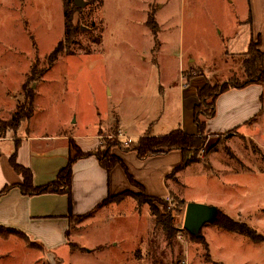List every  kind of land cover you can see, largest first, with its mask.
<instances>
[{"label":"rangeland","instance_id":"374dc122","mask_svg":"<svg viewBox=\"0 0 264 264\" xmlns=\"http://www.w3.org/2000/svg\"><path fill=\"white\" fill-rule=\"evenodd\" d=\"M84 1L87 6L73 14L70 45L64 0H0V138L20 128L8 124L19 105L27 106L23 85L33 70L45 75L32 85L33 113L23 130L30 125L36 134L71 136L100 131L102 145L112 142L116 157L123 151L119 143L128 145L117 124L132 140L150 129L179 130L187 73L205 84L244 78L242 58L227 55L226 39L249 16V0ZM152 12L157 37L146 24ZM60 43L62 53L50 69L49 55ZM254 132L259 144L236 131L208 137L196 163L186 167L180 151L171 152L167 166L176 174L159 190L155 181L150 192L165 193L155 198L172 209L171 194L186 205L217 208L263 242L207 223L201 232L207 248L186 232L169 243L152 206L138 202L141 192L132 186L72 225L69 243L78 249L69 243L43 249L26 236L0 233V264H264V115ZM153 207L164 214L163 204ZM174 218L182 228L185 211Z\"/></svg>","mask_w":264,"mask_h":264},{"label":"crops","instance_id":"0c3cea01","mask_svg":"<svg viewBox=\"0 0 264 264\" xmlns=\"http://www.w3.org/2000/svg\"><path fill=\"white\" fill-rule=\"evenodd\" d=\"M249 4V16L240 23L241 27L238 31L230 34L226 39L228 56L246 53L251 41L258 39L264 52V0H249ZM204 85V78L193 77L181 94V123L177 129L183 130L188 135L197 134L193 111L198 103L197 89ZM263 115L264 86L253 85L241 90L233 89L222 94L218 99L216 116L208 121L206 133L210 137L236 131L243 138H249L259 144L254 131L258 130ZM24 123V121L21 123L19 130L14 132L13 136L0 138L2 143L0 144V192L6 187H11L0 197V227L23 233L30 240L34 239L43 249L55 250L60 246H68L69 243L67 233L72 230L68 218L69 197L66 194L23 195L18 188V185L24 181L23 177L12 168L10 159L16 153L17 162L32 172L34 185L44 186L54 182L59 172L67 166L70 139L87 153L100 147L102 134L100 131L90 136L36 134L30 125L23 130ZM123 131L119 124V136L129 138ZM147 133L155 136L169 134L150 129L143 135L137 136L136 140ZM129 139L132 140V137ZM170 154L172 153L146 160H140L135 152L120 151L116 155L122 160L131 177L144 188L146 194L155 197V195L165 196V193L158 195L151 193L150 187L154 186L155 181L157 190L160 189V185H167V177L171 175V168L167 166ZM138 167H141V170ZM123 172L125 168L117 166L108 173L100 166L96 157L77 161L72 172L73 216L85 217L88 220L91 214L110 197L130 190L132 185Z\"/></svg>","mask_w":264,"mask_h":264},{"label":"trees","instance_id":"16d2710c","mask_svg":"<svg viewBox=\"0 0 264 264\" xmlns=\"http://www.w3.org/2000/svg\"><path fill=\"white\" fill-rule=\"evenodd\" d=\"M74 1L75 0H64V16L67 28L65 41H67L70 45L73 43V38L75 36L76 30V28L73 26V14L81 10V8H77L74 5ZM146 24L151 29L153 34L157 37L160 28L158 23L156 22L154 12L148 15ZM61 45L62 43H60V45L49 55L48 66L50 69L56 63L60 54L62 53L63 49ZM239 56L242 58L243 79H240L237 76H233L232 78L221 84H214L207 81L203 87L197 89L198 103L194 106L193 111L194 124L197 128L196 135H188L183 130H176L163 136H155L151 133H147L144 136L140 137L137 141H131V143L128 145H125L121 141V143H119L120 148L125 152H135L140 160H146L150 157L161 156L174 151H180L183 159L182 167H186L196 163L197 156L203 149H205L207 145L209 137L206 133L207 123L209 120L213 119L216 116V104L220 96L233 89L241 90L253 85L264 86V52L261 50L260 39H258L257 41H251L247 52ZM43 75H45V72L38 73L33 70L32 75L23 85L24 93L28 95L29 101L27 102V106L24 104L17 107V110L13 114L11 121L8 124L11 128H19L24 120L29 119L32 116L33 102L36 95L34 89H32V85L36 82H39ZM187 75L188 79H192L193 75H191V73H187ZM118 125L119 124H117V126ZM117 131H119V129ZM113 145L114 144L112 142L107 141L106 145L103 146L101 144L97 150L85 153L73 139H70L69 162L67 166L59 172L54 182L46 184L44 186L34 185L32 172L17 162L16 153L12 155L10 164L15 172L23 177V183L21 185H18V188L21 190L23 195H68L70 209L68 218L72 225L78 220L85 219V217L76 218L72 214L71 188L74 164L81 159L96 157L100 166L108 173H110L117 166H122L123 168H125V172L129 178L131 185L139 188L141 192V195L137 197V201L152 206L151 213L153 214L155 224L158 228L161 229L164 239L167 242L170 243L171 241L175 240L179 236L180 232H186L192 240L203 243L207 248V242L203 236L197 239L190 235L183 228L184 226L182 228H179L176 225L174 217L176 215L181 216L184 211L186 212L187 205L185 201L171 194L173 202L176 204L175 208L172 209L168 208L169 204L166 200L148 196L144 188L131 177L122 160L111 153V147ZM175 174L176 172L169 175L167 179L171 176H174ZM10 188L11 187L4 188L0 192V197L6 194L10 190ZM125 194L126 192L113 197L120 198ZM156 202L163 204L165 209L164 214L160 213V211L156 207H153V204ZM213 224H215V226L219 227L220 229H224L228 232L247 236L254 242H263L262 236H260L249 225L235 221L219 210L217 220L213 222ZM70 232L71 229L67 233L68 238L70 237ZM0 233H12L25 236L19 231L4 227H0ZM69 245L72 249L79 248L76 245H72L70 243Z\"/></svg>","mask_w":264,"mask_h":264},{"label":"water","instance_id":"95a60500","mask_svg":"<svg viewBox=\"0 0 264 264\" xmlns=\"http://www.w3.org/2000/svg\"><path fill=\"white\" fill-rule=\"evenodd\" d=\"M74 5L77 8H84L87 3L84 0H75ZM218 209L201 204L190 203L186 207L184 218V229L193 237L199 239L202 236V229L207 223H213L217 220Z\"/></svg>","mask_w":264,"mask_h":264},{"label":"built area","instance_id":"2783aa9c","mask_svg":"<svg viewBox=\"0 0 264 264\" xmlns=\"http://www.w3.org/2000/svg\"><path fill=\"white\" fill-rule=\"evenodd\" d=\"M120 137V136H119ZM120 138H122V139H124V142L126 143V144H129V143H131V139H129V138H125V137H120Z\"/></svg>","mask_w":264,"mask_h":264}]
</instances>
